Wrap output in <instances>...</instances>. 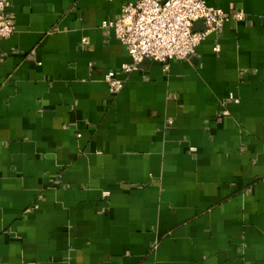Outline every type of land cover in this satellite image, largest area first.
Here are the masks:
<instances>
[{
  "label": "crops",
  "instance_id": "0c3cea01",
  "mask_svg": "<svg viewBox=\"0 0 264 264\" xmlns=\"http://www.w3.org/2000/svg\"><path fill=\"white\" fill-rule=\"evenodd\" d=\"M3 1L0 264H264V0L129 75L102 26L139 0Z\"/></svg>",
  "mask_w": 264,
  "mask_h": 264
},
{
  "label": "built area",
  "instance_id": "2783aa9c",
  "mask_svg": "<svg viewBox=\"0 0 264 264\" xmlns=\"http://www.w3.org/2000/svg\"><path fill=\"white\" fill-rule=\"evenodd\" d=\"M8 7V2L0 0V40L15 33L6 16ZM245 18L242 9L231 6L225 11L207 5L206 0H139L125 5L119 19L104 22L102 27L128 50L131 63L124 64L122 71L129 75L147 61L160 63L168 72L173 62L189 61L210 34L229 22L243 23ZM199 22L206 27L204 31H195ZM215 51H220L219 47ZM105 80L113 95L125 86V79L117 78L114 72Z\"/></svg>",
  "mask_w": 264,
  "mask_h": 264
},
{
  "label": "water",
  "instance_id": "95a60500",
  "mask_svg": "<svg viewBox=\"0 0 264 264\" xmlns=\"http://www.w3.org/2000/svg\"><path fill=\"white\" fill-rule=\"evenodd\" d=\"M203 25H204L203 22H199V23H197L196 26H195V31L200 30V29L202 28ZM149 62H150V61H149Z\"/></svg>",
  "mask_w": 264,
  "mask_h": 264
}]
</instances>
